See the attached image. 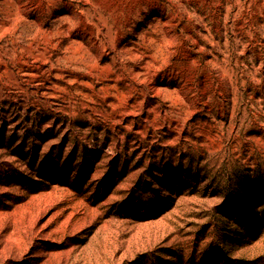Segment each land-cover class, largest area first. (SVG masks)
<instances>
[{
    "label": "rangeland",
    "instance_id": "374dc122",
    "mask_svg": "<svg viewBox=\"0 0 264 264\" xmlns=\"http://www.w3.org/2000/svg\"><path fill=\"white\" fill-rule=\"evenodd\" d=\"M0 264H264V0H0Z\"/></svg>",
    "mask_w": 264,
    "mask_h": 264
},
{
    "label": "bare ground",
    "instance_id": "6f19581e",
    "mask_svg": "<svg viewBox=\"0 0 264 264\" xmlns=\"http://www.w3.org/2000/svg\"><path fill=\"white\" fill-rule=\"evenodd\" d=\"M27 232V231H26ZM36 237V236H35ZM20 239L24 242H26L28 245L31 243V239L33 238H27V237H20ZM18 240V239H17ZM33 243V242H32Z\"/></svg>",
    "mask_w": 264,
    "mask_h": 264
}]
</instances>
